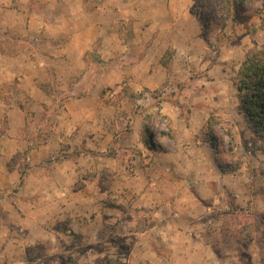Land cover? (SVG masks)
I'll use <instances>...</instances> for the list:
<instances>
[{
	"label": "rangeland",
	"instance_id": "374dc122",
	"mask_svg": "<svg viewBox=\"0 0 264 264\" xmlns=\"http://www.w3.org/2000/svg\"><path fill=\"white\" fill-rule=\"evenodd\" d=\"M83 1L89 6L94 0ZM25 2L28 14L35 11L45 20L65 13L61 0ZM134 4L139 10L141 4ZM190 12L199 40L183 39L192 57L186 71L170 72L168 83L152 90L131 85L140 74L103 88L104 108L91 120H65L70 133L65 139L49 135V156L39 167H28V153L63 114L70 81L68 87L45 86L37 102L20 91L14 93L17 102L4 98L0 132L7 133L12 106L27 108V123L16 135L24 147L8 166L18 168L21 180L8 187L0 183V264H264V127L240 102L254 89L264 100V78L238 91L245 58L264 49V0H196ZM139 17L137 11L107 26L122 50L141 34ZM154 17L159 18L151 14L150 23ZM68 36L64 31L53 41L0 28V56L28 41L43 52ZM144 45L135 44L129 58L119 53L107 61L95 46L85 61L96 69L132 65ZM171 62L167 48L161 63ZM95 73L86 76L88 86L76 96L92 89ZM83 78L75 74L72 80ZM172 113L186 122L175 142L167 115ZM172 150L179 154L174 164L167 159ZM196 191L215 196L201 202Z\"/></svg>",
	"mask_w": 264,
	"mask_h": 264
},
{
	"label": "crops",
	"instance_id": "0c3cea01",
	"mask_svg": "<svg viewBox=\"0 0 264 264\" xmlns=\"http://www.w3.org/2000/svg\"><path fill=\"white\" fill-rule=\"evenodd\" d=\"M195 1L94 0L88 6V3L83 0H61L65 13H62L61 17L56 18L52 15L53 19L45 20L44 16L35 11L28 14V5L25 0L19 2L17 0V8L9 7L12 0H0V28L5 31L8 29L24 37L31 33L39 34L53 41L64 35V31H69V38L66 41L56 46L53 45L43 52L34 50L28 41L23 49L17 45V50L12 55L0 56V104L5 97L10 100V103L19 101L14 94L16 91L24 94L29 102H37L38 99L44 98L43 89L45 86H50L53 89L59 88L63 84L68 87L69 81L72 86L71 91L67 88L63 93V95H67L66 103L62 107L63 114H57V119L45 130L46 139L42 143L36 142V147L29 151L28 167L36 168L40 163L45 164L47 161L50 146L49 135L65 139V136L70 133L71 129L69 130L64 125L65 120L79 118L91 120L93 116L99 114L105 104L101 97L103 88L114 87L125 78L137 77V74H140V80L133 79L131 85L135 89L152 90L165 86L168 83L170 72L186 71V62L191 61L192 57L187 53L183 39L195 40L196 44L199 40L196 26L194 27V23L195 25L197 23L190 12ZM134 3L141 4L139 10L134 8ZM56 7L54 4L53 8H49V13H53ZM137 11L140 12L139 18L144 27L141 29V34L123 45L124 49L122 50L114 41L116 36L109 32L107 26L116 24L122 17H133ZM108 12L111 13L109 17H107ZM151 14L159 17H154L152 23L149 20ZM184 23L186 27L183 26ZM187 23L193 24V30ZM164 32H169V38L166 35L163 36ZM183 32L185 35L179 38ZM111 40L116 45L109 50L106 48L105 51L107 42ZM140 41H143L145 45L141 55L132 65L97 66L96 69L93 63L85 61L87 54L93 51L95 46H97L96 53L102 61L113 59L119 53H126V58H129L127 55ZM181 41L183 45L180 47L179 42ZM39 48L41 49V46ZM167 48L172 49V62L169 67L161 63V58ZM26 55L27 59L24 58ZM93 69L97 70V73H95L96 80L91 86L92 89L83 95L76 96L78 90L88 86L86 76ZM75 74L83 75L84 78L80 81H73ZM89 103L92 106L86 108ZM26 109L24 105L12 106L6 116L9 124L7 133L0 132V183L1 181L5 182L6 187L19 183L21 180L18 168L9 169L8 166L13 155L24 147L23 141L18 140L16 135L17 129L24 127L27 123ZM1 113H3L2 107L0 108V117ZM167 115L171 119L172 138L174 142L178 141L181 132L179 128L186 127V122L180 115L174 113ZM75 127L76 125L72 126V129ZM176 157H179L178 151L172 150L168 153L167 159L174 164ZM177 180L182 184L181 186H184V181ZM196 195L201 202L209 201L215 196L197 191ZM190 196L194 197V195ZM192 243L194 244V242ZM195 243L198 245L196 241Z\"/></svg>",
	"mask_w": 264,
	"mask_h": 264
},
{
	"label": "trees",
	"instance_id": "16d2710c",
	"mask_svg": "<svg viewBox=\"0 0 264 264\" xmlns=\"http://www.w3.org/2000/svg\"><path fill=\"white\" fill-rule=\"evenodd\" d=\"M264 49L250 52L242 65V75L243 77V85L238 88V91L245 89L249 90L250 87L255 85L252 84V81L259 85L260 78H264ZM260 72L261 76L255 75ZM256 78H259L256 81ZM259 92V90H258ZM257 90H252L251 95L241 96L240 102L244 106L245 113L249 118L255 120L257 125H261L264 127V100L261 96L258 95ZM222 171V168H221ZM238 211H242L239 209ZM261 217L260 214H252V218L258 220Z\"/></svg>",
	"mask_w": 264,
	"mask_h": 264
}]
</instances>
